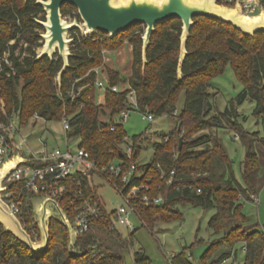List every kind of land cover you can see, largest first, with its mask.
Returning a JSON list of instances; mask_svg holds the SVG:
<instances>
[{"label":"trees","instance_id":"obj_1","mask_svg":"<svg viewBox=\"0 0 264 264\" xmlns=\"http://www.w3.org/2000/svg\"><path fill=\"white\" fill-rule=\"evenodd\" d=\"M217 2L226 3L225 0ZM44 11L36 0H0V120L7 122L11 114L17 113L20 125L24 126L35 113L45 121L55 122L66 114L71 122L67 135L79 139V145L88 151L96 164L106 165L118 158L126 168L137 162L143 133L132 137L134 152L131 159H127L119 149L127 135L121 121H115L114 116L133 108L127 98V92L132 90L136 108L143 114L150 113L153 117L165 114L176 118L171 133L165 135L168 139L165 141L164 136L161 141L154 142L152 160L138 165L142 173L129 183L132 186L151 179L148 195L163 196L160 204H139L142 225L152 228L158 221L181 218L177 206L185 202L214 208L208 226L219 236L204 250L200 264H219L232 253L235 257L236 251L232 249L239 241L245 246L241 264H264V232L243 214L240 201L243 197L251 200V194H258L254 189L261 162L255 142L264 148V130L263 136L257 137V132H248L236 118V106L249 100L254 103L252 115L264 126V29L247 35L228 23L194 17L179 77L180 20L156 25L146 48L145 64L141 56L143 26L131 27L112 37L101 32L83 34L73 28L68 32L73 39L69 44L72 55L58 85L56 75L62 66L61 58L54 53L51 58L36 59L37 53L32 46L40 39L35 28L42 26L36 18ZM60 12L62 17L73 16L80 21L76 8L70 4H63ZM125 41L132 44L131 73L126 78L117 70L107 68V77L103 78L105 90L102 98L97 100L94 68L102 65L104 49L117 50ZM24 43H27L25 48ZM227 63L242 90L223 112L216 115L210 81L223 72ZM124 82H127V88L111 89ZM181 90L185 92L183 107L179 114H173ZM222 119L238 136L245 150L240 169L242 183L235 177L233 161L219 136L202 132ZM170 170H174V175L171 182L166 183ZM64 184L66 189L58 201L71 220L68 200L74 199L79 189L103 208L96 188L90 186L85 176L68 178ZM9 189L21 193L17 195L22 200L18 216L25 229L38 232L28 199L33 194L23 187L22 181L12 184ZM133 237L134 232L123 236L98 219L91 231L80 235L74 244L76 252L94 247L76 255L68 249L66 228L51 219L48 245L36 254L0 224V264H126L123 249L129 247ZM133 260L134 264H152L140 250L133 252ZM189 260L190 256L182 250L171 257L169 264H191Z\"/></svg>","mask_w":264,"mask_h":264},{"label":"rangeland","instance_id":"obj_2","mask_svg":"<svg viewBox=\"0 0 264 264\" xmlns=\"http://www.w3.org/2000/svg\"><path fill=\"white\" fill-rule=\"evenodd\" d=\"M221 4L224 3L221 2ZM226 4L227 6L233 7L230 3H225L224 5ZM78 17L80 19V16ZM63 19L67 22L75 21V17L73 16H66ZM38 21L45 22L46 17L40 14L36 18L37 23ZM77 23L81 26L82 33L86 34V30L81 24V19ZM35 31L39 34L40 39L33 42L32 46H34L38 54L44 42L41 35L46 33V28L42 26V28H35ZM66 38H69V33L66 34ZM26 45L27 43H24L22 46L25 48ZM132 58V44L125 41L116 51L104 49L103 63L101 66L95 67L94 70L97 69L99 71L97 75L100 79H106L107 68L117 70L123 77L127 78L131 73ZM126 85L127 82L119 83L117 87L123 90ZM104 90V88H97V100L102 98ZM209 90L212 93V102L216 108V115L219 112H223L229 105V102L239 95L242 90V85L235 78L229 63L225 65L220 75L210 81ZM184 98L185 92L181 90L176 102L177 114H179L183 107ZM253 107L254 103L249 100L239 104L236 106L238 112L236 118L244 129L248 132H257V137H261L263 136L264 126L260 120L257 121L252 115ZM143 116L142 112L133 107L127 111L125 120L121 121L122 127L129 139H132L134 135H139L141 132L148 131L149 128L152 131L151 133H147V138L141 143L140 154L137 158V162L140 165L152 160L154 142L161 141L165 135L170 134L176 122L175 117L165 114L153 117L150 121L143 118ZM101 118L103 119V117ZM114 120L120 121V115L114 116ZM228 125L225 119H222L219 124L202 132L219 136L227 149L230 159L233 161L235 177L242 183L240 169L245 150L240 139L235 138L234 132L228 129ZM17 127L20 135H15V140L20 143V137L23 138L24 142L21 144V149L25 156L29 155L28 149L38 150L46 147L50 148L55 145H58V147L65 145L66 134L59 122L37 119L30 120L24 126L17 124ZM29 133H33L31 137H27ZM77 142V138L72 139L70 145L75 146ZM255 149L258 154V160L261 162L254 189L258 193L259 202L253 203L244 197L240 201L242 203L243 214L249 218L250 223L257 224V228L264 232V148L259 142H255ZM114 161L115 163H119L121 160L116 158ZM97 182H99V185H97V193L102 197V201L107 209L117 208L124 203L123 198L112 185L99 179H97ZM177 207L182 215L181 218L158 221L154 223L152 228L142 225V222L135 214L130 215V220L136 229L134 231L133 241L129 244L128 248L123 249L126 264H134L133 252L139 250L143 251L150 258L152 264H169L171 257L176 253H180L182 250H184L186 256H190L189 261L191 264H200V258L204 250L219 236L208 226L209 219L214 214L215 209L194 206L189 202L179 204ZM118 229L123 236L127 235L128 230L126 228L119 226ZM243 245L244 243L241 241L235 243L232 251H236V256L234 257L231 254L228 259L219 264H241L244 258Z\"/></svg>","mask_w":264,"mask_h":264},{"label":"water","instance_id":"obj_3","mask_svg":"<svg viewBox=\"0 0 264 264\" xmlns=\"http://www.w3.org/2000/svg\"><path fill=\"white\" fill-rule=\"evenodd\" d=\"M218 0H37L46 12V21H38L46 28V33L42 34L44 42L41 51L36 59L43 56L51 58L54 53L62 60V66L56 75L58 85L61 76L69 66V44L72 38H66V34L73 28L81 31V26L75 18L73 22L63 19L60 8L63 4H70L77 10L81 24L86 33L101 32L110 37L119 32H124L129 28L140 25L144 27L141 35V56L143 64L146 60V48L150 41V36L156 25L168 22L172 19L181 21L179 56L177 64V74L181 76V67L186 50V41L189 30L194 23L193 18L207 17L213 18L232 25L243 34L254 35L264 29V8L259 13L244 14L236 2L233 7L221 4ZM82 32V31H81ZM182 145V138H179L178 149ZM20 151L15 149L11 158L0 166V193L6 189L2 186L4 178L9 172L20 163L26 162ZM33 219L39 232V239L35 240L24 228L19 218L10 210L8 204L0 196V224L4 230L11 233L19 241L24 243L33 253L43 252L49 240V224L51 219L60 222L67 230V246L71 253L79 255L94 246H88L83 251L76 252L74 244L76 242L75 230L68 218L65 210L59 203L48 196L38 195L31 199Z\"/></svg>","mask_w":264,"mask_h":264},{"label":"built area","instance_id":"obj_4","mask_svg":"<svg viewBox=\"0 0 264 264\" xmlns=\"http://www.w3.org/2000/svg\"><path fill=\"white\" fill-rule=\"evenodd\" d=\"M225 1L232 4V6L237 2L242 12L248 15L255 14L261 7H264V0ZM94 71L96 72L95 85L98 88H105V81L97 75L99 71L97 69ZM111 89L113 91H121L117 85L111 86ZM127 98L132 107L136 108L135 96L132 90L127 92ZM128 110L124 109L119 113L120 121L125 120ZM176 113L177 110L173 112V114ZM143 115V118L148 121L153 119L150 113ZM37 119L41 118L35 113L31 120ZM59 123L66 134L65 145L63 147L53 146L38 150L28 149L29 155L25 156L21 149V144L24 142L23 138L20 137V143L15 140V135H20L17 127V124L20 126L17 113L11 114L7 122L0 120V166L11 158L15 149H18L22 157L27 159L26 162L20 163L4 178L2 186H6V189L0 193V196L8 204L10 210L19 218L18 214L21 213L22 200L17 195H21V193L9 189L12 184L22 181L23 187L33 194L28 197L29 200L38 195H45L55 199L59 203L58 198L63 195L66 189L64 180L83 175L87 178L90 186L96 188L97 195V185H99L97 179L103 180L116 189L117 193L123 198L124 203L117 208L107 209L102 201V197L98 195L103 205L102 208L97 201L87 196L82 189H79L75 193V198L68 200V211L72 216V220L69 216L68 218L75 230L76 239L80 235L91 231L94 222L98 219L107 224L110 230L117 229L119 231L118 227L122 226L128 230L127 234L134 232L136 228L130 220V215L135 214L141 221L138 214L139 204H160L163 202V196L160 194L152 197L148 195L151 179L129 186L132 178L139 177L142 173V169L140 170L137 162L130 163L126 168L122 161L119 163L111 161L106 165L99 166L90 158L88 151L79 145V141L75 146L70 145L73 139L72 136L67 135V132L71 129L70 116L64 114ZM111 129L113 130L114 127L111 126ZM151 132L150 128L148 131L142 132L143 139H146L147 133ZM234 137L238 138L237 135H234ZM167 139L168 136H165L164 140L166 141ZM119 149L121 154H125L127 159H131L134 152L133 140L125 136L119 144ZM173 175L174 170H170L166 183L171 182ZM251 201L258 203V194H251ZM65 212L68 215L66 210ZM33 224L36 225L34 219ZM22 225L24 226V224ZM29 233L33 239H39V232H35L32 229ZM243 250L245 251L244 245Z\"/></svg>","mask_w":264,"mask_h":264},{"label":"crops","instance_id":"obj_5","mask_svg":"<svg viewBox=\"0 0 264 264\" xmlns=\"http://www.w3.org/2000/svg\"><path fill=\"white\" fill-rule=\"evenodd\" d=\"M114 51H116V50H114ZM109 52V51H108ZM128 87V85H126V87L125 88H127ZM142 133V132H141ZM32 134L33 133H29V134H27V137H31L32 136ZM73 139H75L74 137H72ZM46 140H47V138H45ZM78 141H79V139H78ZM55 146H58V145H55ZM32 150V149H31ZM138 163V162H137ZM138 165H140V164H138Z\"/></svg>","mask_w":264,"mask_h":264},{"label":"flooded vegetation","instance_id":"obj_6","mask_svg":"<svg viewBox=\"0 0 264 264\" xmlns=\"http://www.w3.org/2000/svg\"><path fill=\"white\" fill-rule=\"evenodd\" d=\"M36 2H37V0H36ZM40 14H43V17H45L46 16V12L44 11V13H40ZM39 14V15H40Z\"/></svg>","mask_w":264,"mask_h":264}]
</instances>
